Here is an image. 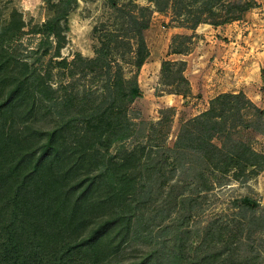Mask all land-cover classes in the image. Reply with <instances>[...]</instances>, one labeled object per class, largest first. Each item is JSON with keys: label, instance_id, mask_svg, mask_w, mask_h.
<instances>
[{"label": "trees", "instance_id": "16d2710c", "mask_svg": "<svg viewBox=\"0 0 264 264\" xmlns=\"http://www.w3.org/2000/svg\"><path fill=\"white\" fill-rule=\"evenodd\" d=\"M149 1L192 32L240 21L255 7ZM73 2L48 1V18L29 33L15 9L0 10V264H264V210L250 198L233 202L231 220L198 230L193 253L184 241L199 198L264 171V150L253 146L264 138L263 110L242 92L219 94L169 146L173 108L157 122L129 115L142 96L153 10L108 0L113 26L93 27L94 56L68 60L61 49ZM29 34L34 46L23 42ZM192 39L174 35L169 54L185 55ZM185 67L162 61L169 94H190ZM253 233L259 244L249 255L244 240Z\"/></svg>", "mask_w": 264, "mask_h": 264}, {"label": "rangeland", "instance_id": "374dc122", "mask_svg": "<svg viewBox=\"0 0 264 264\" xmlns=\"http://www.w3.org/2000/svg\"><path fill=\"white\" fill-rule=\"evenodd\" d=\"M48 1L57 3L60 0H0V10L7 14L15 9L25 24L24 31L29 33L48 18ZM132 1L153 10L149 27L143 32L149 57L137 77L142 96L134 101L129 111L134 122H157L162 110L173 108L175 113L167 140L172 146L180 125L206 111L209 102L219 94L242 92L264 112V0H254L255 7L240 21L218 27L201 24L194 32L179 28L170 9L159 13L149 0ZM107 2L74 0L67 15L61 49L63 58L71 60L76 54L85 58L94 56L97 39L93 36V27L113 26L115 14ZM177 34L193 36L185 55L169 54L171 39ZM22 39L29 46L36 43L31 34L23 35ZM165 60L186 63L183 74L190 87L186 97L169 94L172 87L163 85L160 80V67ZM255 139L253 146L261 152L264 138L256 136ZM245 197L256 202V209L261 214L264 210V171L245 183L231 181L226 187L216 188L198 199L187 226L190 234L184 237L189 249L186 252L193 253L191 249L198 243V230L213 220H231L238 213L233 202ZM251 239L244 240L249 255L257 252L258 234L253 233ZM131 252L127 250V253ZM129 256L134 258V255Z\"/></svg>", "mask_w": 264, "mask_h": 264}]
</instances>
